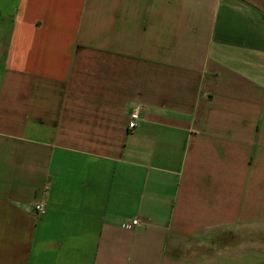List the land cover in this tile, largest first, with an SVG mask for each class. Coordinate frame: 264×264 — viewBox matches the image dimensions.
Wrapping results in <instances>:
<instances>
[{"label": "crops", "instance_id": "crops-1", "mask_svg": "<svg viewBox=\"0 0 264 264\" xmlns=\"http://www.w3.org/2000/svg\"><path fill=\"white\" fill-rule=\"evenodd\" d=\"M0 264H264V0H0Z\"/></svg>", "mask_w": 264, "mask_h": 264}, {"label": "built area", "instance_id": "built-area-1", "mask_svg": "<svg viewBox=\"0 0 264 264\" xmlns=\"http://www.w3.org/2000/svg\"><path fill=\"white\" fill-rule=\"evenodd\" d=\"M139 120H140V110L136 109L133 112H131L129 115V121H128V126H127L129 135L134 134V132L136 131L137 124H138ZM33 207L35 210V214L38 217L43 216L46 213L47 204L45 201L38 202V203L34 204ZM139 224H140V222L138 219H133L129 222H125L123 224V226L127 229H133V228L139 226Z\"/></svg>", "mask_w": 264, "mask_h": 264}]
</instances>
